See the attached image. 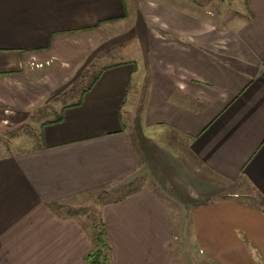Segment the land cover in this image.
Segmentation results:
<instances>
[{
  "label": "crops",
  "instance_id": "1",
  "mask_svg": "<svg viewBox=\"0 0 264 264\" xmlns=\"http://www.w3.org/2000/svg\"><path fill=\"white\" fill-rule=\"evenodd\" d=\"M0 131V264H264V0H0Z\"/></svg>",
  "mask_w": 264,
  "mask_h": 264
},
{
  "label": "rangeland",
  "instance_id": "2",
  "mask_svg": "<svg viewBox=\"0 0 264 264\" xmlns=\"http://www.w3.org/2000/svg\"><path fill=\"white\" fill-rule=\"evenodd\" d=\"M14 134L15 133L14 132L12 133L11 131H8V132L7 131H5V132L0 131V156L2 154H4L6 152V150L9 149V147H10L9 144H12V142L14 141V139H12L9 136H12ZM145 166H146V164H145ZM153 173L155 174V178L157 179L158 185L161 188V190L165 194L168 193L169 191L167 189H170V187L168 185L167 176H166L164 170L163 169L160 170L159 168H156V170H154ZM142 174H146V175H145V177H142L139 181L144 182V181L148 180L147 179V175H148V173H147V166L146 167H143ZM86 202L88 203V201H86ZM86 202H83V203H86ZM99 202L100 201H94L93 200V201H90L85 206H81V207H71L70 206L68 209L70 211H75V212L82 211L83 212L82 214H88L86 220L87 221H94L95 225L97 226L95 228V230L99 229L101 231V228H100V220H99V217H98L99 210L97 208V206H98L97 204ZM167 203H168L169 209H170V206H174L171 209L170 213H171V217H174L173 218L174 222H176L178 220L177 219V215H178L177 206H176V204H173L172 202H169V201H167ZM64 210H67V209H64ZM191 243L194 244L195 242L192 241ZM178 252L179 251H175V255Z\"/></svg>",
  "mask_w": 264,
  "mask_h": 264
},
{
  "label": "trees",
  "instance_id": "3",
  "mask_svg": "<svg viewBox=\"0 0 264 264\" xmlns=\"http://www.w3.org/2000/svg\"><path fill=\"white\" fill-rule=\"evenodd\" d=\"M89 259L92 264H107L105 258H100V255L97 251H95L94 253H91L89 255Z\"/></svg>",
  "mask_w": 264,
  "mask_h": 264
},
{
  "label": "built area",
  "instance_id": "4",
  "mask_svg": "<svg viewBox=\"0 0 264 264\" xmlns=\"http://www.w3.org/2000/svg\"><path fill=\"white\" fill-rule=\"evenodd\" d=\"M30 65L33 66V67H42L43 63H41V62H36V63L35 62H31Z\"/></svg>",
  "mask_w": 264,
  "mask_h": 264
}]
</instances>
